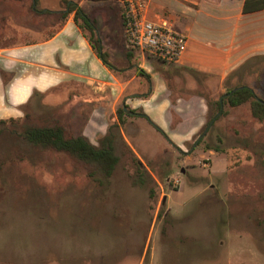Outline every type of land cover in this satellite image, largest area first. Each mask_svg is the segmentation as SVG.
Returning <instances> with one entry per match:
<instances>
[{
    "label": "rangeland",
    "instance_id": "obj_1",
    "mask_svg": "<svg viewBox=\"0 0 264 264\" xmlns=\"http://www.w3.org/2000/svg\"><path fill=\"white\" fill-rule=\"evenodd\" d=\"M31 5L23 2L25 27ZM63 7L61 0L57 9ZM97 19L99 33L112 44L102 41L103 50L123 67L119 40L104 16ZM124 48L129 50L126 41ZM133 75L131 69L121 79ZM222 85L207 78L198 89L208 111L236 86L264 99V57ZM82 90L60 87L36 98L16 122L0 125V264H264V122L253 118L249 103L223 106L227 114L189 144L187 152L196 149L185 163L186 153L151 119L128 118L116 138L120 162L110 184L100 186L85 164L32 148L12 133L58 118L71 135L98 146L112 124V106L71 96ZM209 146L223 151L212 154ZM134 156L144 168V184L137 183Z\"/></svg>",
    "mask_w": 264,
    "mask_h": 264
},
{
    "label": "crops",
    "instance_id": "obj_2",
    "mask_svg": "<svg viewBox=\"0 0 264 264\" xmlns=\"http://www.w3.org/2000/svg\"><path fill=\"white\" fill-rule=\"evenodd\" d=\"M49 1L38 0V10H61L57 9L61 0H53V4ZM245 1L150 0V20L166 19L174 31L188 37L185 53L174 64L137 51H133L134 58L127 57L123 0L79 1V7L96 23L101 45L102 41L107 48L112 44L99 33L97 15L105 17L104 24L110 25L115 40H119L123 67L115 63L110 49L103 50L112 60L111 69L93 49L89 34L76 24L74 13L60 26L54 17L49 22L50 15L29 11L32 21L25 27L23 2L0 0V121L19 119L36 98L75 85L83 89L80 94L71 92L79 101L111 104L112 123H119V108L127 109L124 125L135 116L151 119L170 144L186 153L180 163L188 162L196 148L191 153L187 148L207 124L208 102L198 91L201 84L211 78L223 87L232 74L264 57V9L245 12ZM137 57L141 65L135 63ZM131 69L134 75L121 79ZM140 71L149 76L150 82L140 76ZM132 151L136 154L135 148ZM203 191L196 190L194 198Z\"/></svg>",
    "mask_w": 264,
    "mask_h": 264
},
{
    "label": "trees",
    "instance_id": "obj_3",
    "mask_svg": "<svg viewBox=\"0 0 264 264\" xmlns=\"http://www.w3.org/2000/svg\"><path fill=\"white\" fill-rule=\"evenodd\" d=\"M15 1L25 2L26 0ZM31 1V11H40V13L57 18V24L60 26L64 25L69 15L74 13V19L78 27L84 32L89 33V41L97 55L102 59L105 65L114 69V66L109 62L108 53L103 51L101 40L97 36L96 23L83 11V9L79 7V1L81 0H62L64 7L59 11L38 10V0ZM261 9H264V0L245 1V12L257 11ZM121 18L123 26L122 15ZM126 55L129 59H132L135 54L132 50H127ZM147 57L149 58L151 56L147 55ZM140 76L146 78L150 82V78L145 72L140 71ZM236 88L240 89L230 94ZM223 96V103H221L220 100L215 101L213 103V110L211 108L208 111V122L202 132H205L209 124L214 119H219V115L224 116L227 114L226 111L222 110V107L225 105H228L230 108H238L246 103H249L253 118L257 119L259 122H264V99L259 98L250 87L236 86L228 89ZM210 105L211 103L209 102V106ZM139 115L147 118L143 113H140ZM117 117L119 123L116 122L110 125L108 133L100 140L98 146L93 145L84 136L71 135L66 126L58 118L52 119V122L48 125L39 126L35 124H28L21 132L12 133L32 148L64 153L71 159L85 164L89 168L88 176L100 186H105L110 184L111 178L113 177L116 167L120 162V156L116 152V138L117 134H121L120 126L124 125L125 118L128 117V115L123 108H119L117 111ZM147 120H149V118H147ZM16 121V119L1 120L0 125L14 123ZM2 131L4 130H0V133ZM201 141L202 140L198 142V145ZM206 149L214 150L216 152L223 151L220 147L213 148L209 146ZM134 161L139 175V181L137 183L144 184L145 178L142 163L135 156ZM152 197H154V193H152Z\"/></svg>",
    "mask_w": 264,
    "mask_h": 264
},
{
    "label": "built area",
    "instance_id": "obj_4",
    "mask_svg": "<svg viewBox=\"0 0 264 264\" xmlns=\"http://www.w3.org/2000/svg\"><path fill=\"white\" fill-rule=\"evenodd\" d=\"M150 5V0L123 2L126 46L129 50L149 55L167 64L178 63L187 49L188 37L174 31L166 19L150 20Z\"/></svg>",
    "mask_w": 264,
    "mask_h": 264
},
{
    "label": "water",
    "instance_id": "obj_5",
    "mask_svg": "<svg viewBox=\"0 0 264 264\" xmlns=\"http://www.w3.org/2000/svg\"><path fill=\"white\" fill-rule=\"evenodd\" d=\"M239 89H240V88H236V89H234L230 94H232L233 92H235V91H237V90H239ZM223 99H224V96H222V97L220 98V102H221V103H223ZM124 109L127 110L126 108H124ZM222 109H223V107H222ZM129 113H130V112H129ZM214 122H215V119L209 124L207 130H205V132L202 134V136L200 137V139L203 138V137L205 136L206 132L208 131V129H209L210 127H212V125L214 124Z\"/></svg>",
    "mask_w": 264,
    "mask_h": 264
}]
</instances>
